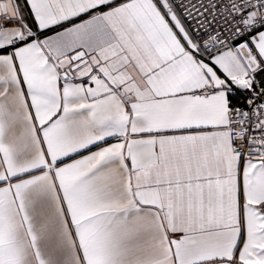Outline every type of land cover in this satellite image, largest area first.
Wrapping results in <instances>:
<instances>
[{"label": "snow or ice", "instance_id": "snow-or-ice-1", "mask_svg": "<svg viewBox=\"0 0 264 264\" xmlns=\"http://www.w3.org/2000/svg\"><path fill=\"white\" fill-rule=\"evenodd\" d=\"M0 264H264V0H0Z\"/></svg>", "mask_w": 264, "mask_h": 264}]
</instances>
